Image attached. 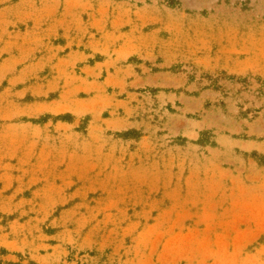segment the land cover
<instances>
[{
    "label": "rangeland",
    "instance_id": "1",
    "mask_svg": "<svg viewBox=\"0 0 264 264\" xmlns=\"http://www.w3.org/2000/svg\"><path fill=\"white\" fill-rule=\"evenodd\" d=\"M0 264H264V0H0Z\"/></svg>",
    "mask_w": 264,
    "mask_h": 264
}]
</instances>
